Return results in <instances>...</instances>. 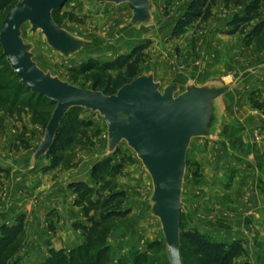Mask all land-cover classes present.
I'll return each mask as SVG.
<instances>
[{
    "label": "rangeland",
    "instance_id": "1",
    "mask_svg": "<svg viewBox=\"0 0 264 264\" xmlns=\"http://www.w3.org/2000/svg\"><path fill=\"white\" fill-rule=\"evenodd\" d=\"M19 1L11 0L0 10V29L6 13ZM148 1L147 16L137 23L127 2L67 0L54 8V22L82 41L70 53L54 49L41 29L32 31L28 21L20 36L42 71L84 89H92L102 76L111 81L120 78V70L103 71L100 66L139 45L144 46L145 59L137 76L152 75L160 91L169 85L174 86V95L190 87H226L209 110L208 135L193 136L187 147L180 194V255L183 264H214L194 245L180 241L182 231L196 228L215 241L239 239L243 251L234 264H264V229L250 228L247 222L241 229L244 225L236 227L237 216L233 217L257 211L250 201V175L259 164L264 179V86L256 82L264 78L258 73L264 69V27L258 36H249L254 25L264 21V0H259L260 18L236 27L229 21L251 0H210L209 15L179 36H172V29L190 0ZM20 84L0 46V213L11 207L9 220L0 219V225L21 214L25 223L6 251V263L43 264L54 249L66 253L62 264H70L68 255L74 249L71 264H170L162 225L154 213L153 182L136 152L124 139L110 151L103 115L77 106L74 114L84 122L85 134L75 136L59 152L56 166L50 167L47 152L35 159L55 102ZM257 120L261 123L254 126ZM234 130L241 138L226 135ZM248 136L260 152L254 158L244 156L250 149L244 146L237 153L244 159L237 160L233 146L243 145ZM107 158L116 167L94 183L89 175L92 166ZM76 180L93 187L104 184L103 194L121 192L113 206L126 211L102 224L100 245L90 251L82 248L83 226L91 225L88 218L93 211L87 212L86 202H78L69 188ZM63 197H68L67 207ZM241 198L245 205L238 208L235 204ZM70 209L77 212L74 218L68 216ZM248 238L258 243L260 256L248 250Z\"/></svg>",
    "mask_w": 264,
    "mask_h": 264
},
{
    "label": "water",
    "instance_id": "2",
    "mask_svg": "<svg viewBox=\"0 0 264 264\" xmlns=\"http://www.w3.org/2000/svg\"><path fill=\"white\" fill-rule=\"evenodd\" d=\"M67 0H20L6 13L0 29V46L20 83L55 102L35 159L52 145L60 120L74 106L98 111L108 126L111 151L122 139L136 152L153 182L154 213L159 217L170 264H183L179 247V212L182 174L190 139L208 135L209 110L226 90L190 87L174 95V86L160 91L152 75H140L113 94L84 89L42 71L20 36L21 26L41 29L47 42L63 53L78 50L82 41L72 37L53 20L51 12ZM127 2L133 22L148 13V0H94Z\"/></svg>",
    "mask_w": 264,
    "mask_h": 264
},
{
    "label": "trees",
    "instance_id": "3",
    "mask_svg": "<svg viewBox=\"0 0 264 264\" xmlns=\"http://www.w3.org/2000/svg\"><path fill=\"white\" fill-rule=\"evenodd\" d=\"M210 0H190L186 9L181 16L176 20L172 29V36H179L185 30L192 26L195 22L206 18L209 13ZM11 0H0V10L7 8ZM58 7H55V9ZM261 16V9L259 0H251L243 7L242 14H236L229 21V25L236 27L243 23H248L257 20ZM264 27V21H259L251 29L249 36L256 37L261 33ZM233 32V31H232ZM143 45L134 47L129 53L122 54L112 61L104 62L100 68L103 71L118 69L121 71L117 78L113 81L111 79L104 80V77L96 78L93 82L92 89H102L105 94H113L123 84L134 79L138 74L140 64L145 59V54L141 51ZM25 87L24 85L20 84ZM25 89H28L25 87ZM29 90V89H28ZM34 94V93H33ZM47 98L45 95H39ZM50 101V100H49ZM52 102V101H51ZM77 106L71 107L62 117L59 127L56 131L52 145L47 151V157L50 158V167H54L60 161L59 152L70 146L75 136L78 134H85L82 129L83 121H80L75 115ZM89 123H86L87 126ZM116 165H110L109 158L95 163L90 171V179L97 183L98 179L102 178L106 173L114 169ZM1 170V168H0ZM74 193L77 194L78 202H86L85 210L87 212L93 211V214L88 218L91 222L90 226H83L85 232V249L92 250L100 245L101 226L113 217H123L126 211L118 210L113 205L117 199L122 196L121 192H110L103 194L104 184L99 187H93L83 180L71 181L69 183ZM96 195L93 199V195ZM97 217V219L95 218ZM24 214L17 216L12 223H3L0 225V264H7V254L9 246L16 239V237L23 231L24 228ZM184 240L194 245L201 253H203L214 264H234V261L242 254V242L233 240L231 242L215 241L205 234L201 233L196 228H191L180 233V241ZM73 249L68 255V262L73 263L75 258ZM66 253L63 251H56L50 249L49 256L43 264H62L65 260ZM80 255V253H79ZM78 255V256H79ZM81 256L85 257L84 254ZM246 264V263H243Z\"/></svg>",
    "mask_w": 264,
    "mask_h": 264
},
{
    "label": "crops",
    "instance_id": "4",
    "mask_svg": "<svg viewBox=\"0 0 264 264\" xmlns=\"http://www.w3.org/2000/svg\"><path fill=\"white\" fill-rule=\"evenodd\" d=\"M254 67V66H253ZM252 68V67H251ZM252 72V71H251ZM254 73V72H253ZM258 73H262V76H263V74H264V69H260L259 71H258ZM262 81L260 82V81H256V82H259V86H264V78L263 79H261ZM263 82V83H262ZM254 124V126H256L257 124H260L261 123V121H259V120H257V121H254L253 122ZM250 132V131H249ZM247 133V132H246ZM235 134V135H234ZM227 136H231V138L232 139H235V140H237L236 138H241V135H240V132L238 131L237 132V130L235 131H232V132H230V133H228V134H226ZM246 135H244V133H243V137H245ZM241 141V143H242V139L240 140ZM243 144V143H242ZM247 147V148H250L247 152H245L246 154L244 155V156H248V157H252V158H254V156H255V154L257 153V152H260V150H259V147H256L257 145L256 144H252V141H251V138H250V136H248V137H246L245 138V143L243 144V145H241V146H239V144H236V145H234L233 147L235 148L234 150V156H235V158L237 159V160H243L244 159V157H243V155H241V154H237L238 153V151H239V149H241V148H243V147ZM250 155V156H249ZM257 156V155H256ZM260 164L259 165H257V167H255V169H254V173L253 174H251L250 176V183H252V185H253V187H252V193L250 194V201H251V204H252V206L253 207H255V209H257V211H256V213L255 214H253V212L251 213V214H247V213H245V214H247V215H245L246 217H239L241 214H236V215H234L233 217H236L237 219L235 220V221H237V222H234V225L236 226V227H238L239 225H240V227H241V225L243 224L244 226H242L241 227V229H245V226H247V223L249 224V226H250V228H251V226L252 227H255L256 229H260V228H262V229H264V187H263V185H264V183H263V178L261 177V176H259L260 175ZM261 171H262V169H261ZM244 183V182H243ZM63 200V202L64 203H66L65 204V206L67 207L68 206V197H63L62 198ZM242 199V198H241ZM243 200V199H242ZM238 202H239V204L238 205H236L235 204V206L236 207H238V208H240V207H244V205L245 204H243L244 203V200L243 201H241L240 202V199L238 200ZM18 206V205H17ZM252 208V207H251ZM9 210H11V207L6 211V212H1L0 213V219H2V220H5V218H6V221H8L9 220V218H10V216H9V214H10V211ZM249 210V209H248ZM262 210V211H261ZM68 211V210H67ZM248 212H250V211H248ZM68 213H69V215L68 216H70V217H72V218H74L75 217V215H76V211L75 210H69L68 211ZM6 216V217H5ZM247 222V223H246ZM238 225V226H237ZM262 226V227H261ZM62 227V230L65 228V225L63 224V223H61V225H60V228ZM260 227V228H259ZM249 228V227H248ZM247 228V229H248ZM249 228V229H250ZM237 229V228H236ZM239 229V228H238ZM58 230H59V228H58ZM64 231V230H63ZM250 241L251 242H253V244H250ZM247 245H248V250H250V251H255L254 252V254L256 255V256H260L261 255V253H260V249H258L257 248V246H258V243L255 241V239L254 238H248V240H247ZM253 245V246H252ZM259 248H260V246H259ZM257 250H259V255H258V251ZM257 253V254H256ZM253 259H254V257H253Z\"/></svg>",
    "mask_w": 264,
    "mask_h": 264
}]
</instances>
